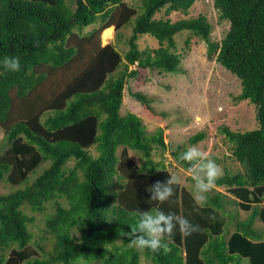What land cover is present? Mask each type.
<instances>
[{
	"label": "trees",
	"instance_id": "trees-1",
	"mask_svg": "<svg viewBox=\"0 0 264 264\" xmlns=\"http://www.w3.org/2000/svg\"><path fill=\"white\" fill-rule=\"evenodd\" d=\"M130 1L135 6L125 0H0V62L19 57L21 66L4 72L0 63V130L7 144L0 184L18 187L0 194V264H140V256L150 264H264V234L252 228L255 220L264 225V0H212L219 21L229 25L215 62L239 80L235 102L254 105L257 128H221L241 172L225 170L215 187L228 195L213 188L204 207L179 184L167 202L150 201L148 189L171 176L163 164L152 163L151 153L168 146L161 128L148 136L139 117L120 115V109L127 81L138 70L179 72L176 34L189 31L207 40L211 25L204 16L173 23L154 18L162 9L187 14L196 0ZM127 26L123 55L114 43L100 45L106 29L113 27L119 42L118 32ZM140 35L158 47L140 51ZM130 96L148 106L144 95ZM202 138L191 137L189 145ZM128 150L144 164L136 165ZM185 150L170 153L179 165ZM44 162L47 167L30 177ZM230 203L248 220L226 211ZM48 205L53 210L44 216L37 242L28 228ZM157 207L201 231L185 237L177 230L166 241L167 253L130 248L121 234L130 231L128 213Z\"/></svg>",
	"mask_w": 264,
	"mask_h": 264
},
{
	"label": "rangeland",
	"instance_id": "rangeland-1",
	"mask_svg": "<svg viewBox=\"0 0 264 264\" xmlns=\"http://www.w3.org/2000/svg\"><path fill=\"white\" fill-rule=\"evenodd\" d=\"M125 2L135 6L130 0ZM198 16H204L211 25L208 39L202 40L189 31L176 34L173 51L180 57L179 72L160 74L157 71L138 70L136 79L127 81L120 109V115L132 113L139 117L148 136L153 135L157 129H162V138L168 147L165 151L155 149L151 153V161L153 164H163L170 175L178 177V184L189 191L193 188L191 174L174 160L170 155L171 151H175L177 147L187 149L190 147V138L201 134L202 140L191 146L197 147L206 158L215 161L222 171L221 175L225 170L231 173L241 172V167L231 161L227 149L229 144L220 130L226 127L233 132H245L257 128L254 105L246 100L235 102L241 90L239 80L215 62L220 41L226 36L229 25L219 21V13L213 8L212 0H196L187 14L171 12L167 15L162 9L154 18L168 19L173 23L182 19H195ZM97 27V23L90 25L83 28L80 33L86 34ZM110 29L112 31L110 38L103 39L101 33L98 37L99 43L101 46L114 43L116 49L123 55L128 50L125 39L131 34V26L119 30V42L115 39L113 28ZM74 31L77 32L76 29ZM136 43L140 51L158 47L157 41L149 35L138 36ZM130 69L135 67L132 66ZM130 93L144 95L148 99V106L133 99ZM6 145L4 134L0 130V153L5 150ZM119 152L120 149L117 154ZM128 155L138 166L145 162L135 151L128 150ZM72 166L73 162L66 165V167ZM45 167H47L46 162L42 163L30 177ZM15 188L18 187L11 188L1 183L0 194H6ZM214 189L228 195L224 187H214ZM209 194L214 193L210 191ZM228 200L231 201V198L229 197ZM226 209L238 221H247L249 218L248 213L239 210L231 203L227 204ZM52 210L51 205H48L44 215H33L34 224L28 228L33 234V240L40 241L44 216ZM252 228L264 234V225L259 222L253 221ZM233 230V227H229L227 232ZM35 251L39 256L41 255L37 250ZM140 264H150V262L140 256Z\"/></svg>",
	"mask_w": 264,
	"mask_h": 264
},
{
	"label": "clouds",
	"instance_id": "clouds-1",
	"mask_svg": "<svg viewBox=\"0 0 264 264\" xmlns=\"http://www.w3.org/2000/svg\"><path fill=\"white\" fill-rule=\"evenodd\" d=\"M0 63L4 72L20 71L19 57H5ZM178 160L181 165L188 166L187 171L191 174L194 203L204 207L208 200L207 194L215 187V181L222 174L221 169L195 146H190L180 153ZM178 183L176 175L169 176L164 182L154 183L148 189L150 201L157 205L167 202L174 195V186ZM128 216L131 221L130 231L121 234L129 241L130 248L140 252L147 250L152 254L161 251L167 253L170 249L166 241L170 240L177 230L185 237L201 231L199 225L192 224L188 219L174 213H165L158 207L148 211H130Z\"/></svg>",
	"mask_w": 264,
	"mask_h": 264
},
{
	"label": "bare ground",
	"instance_id": "bare-ground-1",
	"mask_svg": "<svg viewBox=\"0 0 264 264\" xmlns=\"http://www.w3.org/2000/svg\"><path fill=\"white\" fill-rule=\"evenodd\" d=\"M111 33H112V31H111V29L109 28V29H107V30H105L104 32H103V39H105V40H107V39H109L110 38V36H111Z\"/></svg>",
	"mask_w": 264,
	"mask_h": 264
},
{
	"label": "crops",
	"instance_id": "crops-1",
	"mask_svg": "<svg viewBox=\"0 0 264 264\" xmlns=\"http://www.w3.org/2000/svg\"><path fill=\"white\" fill-rule=\"evenodd\" d=\"M109 29V28H108ZM107 30V29H106ZM256 221V220H255ZM257 223H258V221H257Z\"/></svg>",
	"mask_w": 264,
	"mask_h": 264
}]
</instances>
